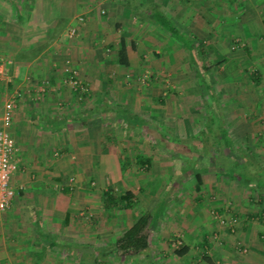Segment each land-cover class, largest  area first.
Wrapping results in <instances>:
<instances>
[{"label":"crops","instance_id":"1","mask_svg":"<svg viewBox=\"0 0 264 264\" xmlns=\"http://www.w3.org/2000/svg\"><path fill=\"white\" fill-rule=\"evenodd\" d=\"M7 1L9 8L1 7L0 10V108L3 100L15 91L9 130L18 148L19 166L10 178L13 198L0 219V264H264V154H261V161L249 152L252 146L246 145L247 152L239 149L241 153L232 158L231 164L242 163L246 166L244 170L251 165L255 170H261L262 178L250 176L254 180H246L241 177V172L231 173L227 167H217L213 162L210 145L217 146L228 159L239 148L238 143L225 134L227 138L220 143L201 142L206 139L205 134L199 133L207 126V113H216L218 118L219 111L214 105L223 103L218 101L217 91H205V98L199 93L195 97L188 90L187 94L183 92L187 97L180 91L176 97L167 92L149 93L136 89L117 92L115 97L119 103L125 107L131 105L128 113L145 115L147 113H139L138 108L143 109L142 106L151 103L158 115L164 111L169 120L168 127L174 130L178 128L170 112L174 104L185 105L187 112L199 105L204 117L201 123L191 117L188 126L187 115L184 117L183 128L189 132L184 134L188 140L183 143L190 146L192 150L188 152L196 156L193 160L188 158V171L176 175L163 191L145 197L142 206L129 209L121 191L119 196L109 198L107 195L111 184L125 177L116 143L106 138L105 132L111 135L110 127L95 117L101 112L104 117L108 114L107 110L103 111V107L109 108L108 102L100 99L106 100L108 91L94 88L80 94L63 83L68 77V71H63L66 62L82 81L88 82L91 78L87 66H92L95 60L87 42L91 43L88 39L93 34L106 37L114 32L119 35L116 43L118 46L122 38L127 63H134L138 53L144 55L149 50L151 56H158L161 51L169 62L176 63L183 47L188 60L193 61L195 55L190 53L194 48L193 37L203 40L207 35H221L225 28L222 17L227 10L224 5L227 6L230 0H215L214 7L218 10L215 15L219 18L216 21L210 22L203 13L192 16L193 11H185L184 24L189 33L182 29L178 31L189 41L186 45L169 34L154 17L155 12H160L176 28L177 22L166 5L168 0ZM177 1L189 7L197 0ZM232 1L233 14L248 2ZM63 6L65 10L61 8ZM77 14L83 16V21L77 24L76 39L59 43L54 34L66 31ZM235 26L238 24L232 20L229 27L235 31ZM221 43L218 38L210 39L197 50L200 56L202 49L227 50ZM248 46L234 50L235 56L224 53L229 56L233 73H237L232 77L239 78L242 71L239 66L244 65V61L248 63L252 72L243 80L247 82L264 75V66H261L264 64V46L253 43ZM32 49L37 51L31 54ZM101 59L107 61L105 56ZM202 80L198 74L196 81L201 83ZM209 96L214 101H208ZM183 99L186 101L182 102ZM167 100L170 111L167 107H156L155 103L167 104ZM85 102L88 106L81 105ZM97 103L102 107L99 105V110L93 111ZM219 121L220 126L224 124L222 118ZM244 126V123L239 125L242 138L252 139L254 129ZM96 127L102 137H98ZM260 142L264 144V139ZM201 145L206 148L197 147ZM120 151L126 159L127 152ZM84 161L96 163L93 168L91 164L88 166L87 177L85 172H77L78 163ZM66 176L68 180L72 176L73 180L68 181ZM214 177L225 179L219 190L230 199V212L219 198L207 200L212 189L217 188L213 187ZM127 189L132 193L128 187L121 190ZM251 192L262 198H250ZM125 213L127 216L124 217ZM143 213L150 215L146 248L119 255L115 250V239ZM228 215L233 222L226 218ZM219 216L224 218L223 223H218ZM174 240L180 243L173 247ZM241 247H245L244 250Z\"/></svg>","mask_w":264,"mask_h":264},{"label":"rangeland","instance_id":"2","mask_svg":"<svg viewBox=\"0 0 264 264\" xmlns=\"http://www.w3.org/2000/svg\"><path fill=\"white\" fill-rule=\"evenodd\" d=\"M59 3L60 2L54 4L56 6ZM191 3L192 4L187 7L188 5L186 6V4H182V2H178L177 0L167 1L166 5L169 7V14L171 17L175 18L177 29L186 30L185 33H189L187 31V24H184L183 18L186 10L193 11L192 16L203 13L209 18L210 22L212 20H219L215 15V12H218L214 7L216 5L215 0H197L192 1ZM232 3L233 1L230 0V3H228L227 6L226 4L224 5V8H227V10L224 11L225 16L222 17V23L225 28L221 35H207L203 40H196L193 37L194 48H192V51L190 52L195 55L193 61L188 60L186 55L187 52L183 47V50L179 51L181 58H179L176 63L173 61L169 62L161 51L160 55L151 56L148 54L150 53L149 50L148 53L145 52L144 55L138 53L136 56L138 59H136L134 63L128 62L122 64L118 62L117 58L116 42L119 35L114 32L108 33L106 37H99L96 34H93L88 39L91 43L87 42V47L89 48L90 53L94 55L92 59L95 60V63L93 62L92 66H87L91 78L87 80L88 82L83 81L87 87L84 92L94 88L97 90L106 88V91H108L106 100L103 99V97L100 98L102 102H108L109 108L106 109L103 107V111L107 110L108 114L104 117L102 116L103 112H101V114L97 113L95 117L97 121L101 118V122H106L109 125V129L111 130L109 133H111V135L108 136V132H105L106 138L109 140L112 139L116 143L115 147L117 148V153L120 158L119 163L124 171L123 176L125 177H123L120 182H113L111 184V189L114 191L112 195L119 196L120 191L122 193L124 191L121 189H124V187L130 188L132 190V196L128 200L129 202H126L129 209H135L142 206L146 202V198H150V196L157 191H163L162 189L166 188L176 175L178 176L180 173L188 171V166L190 165L188 158L192 157L191 159L193 160L196 156L195 154H192L193 152L189 153L192 149H189L190 146L183 143V141L188 140L185 138L186 135L184 134L189 132V130L183 128L184 117L187 115L189 120L187 126L190 121H192L191 117L192 119L194 118L197 123H201L204 117L203 110H201L199 105L197 107H192L191 110L189 109L190 112H187V109L185 111V105L180 106L181 104H174L170 111L168 100L167 104L160 103V105L159 103H155L156 107L161 106L163 109L166 107L169 108L167 111L172 113V121L178 126V128L174 130L173 128L171 129L168 127L167 123H169V120L164 111L162 114L158 115V112L154 110L151 103L146 107L142 106L141 108L143 109L138 108V112L141 114L144 112L147 113L145 115L142 114V116H140V114L128 113L131 105L125 107V105L119 103L118 98L115 97L117 96V92L121 90L136 89L148 91L149 93H155L156 91H159L160 93L167 92V94L172 97H176L179 91L187 94L186 90H188L192 91L195 97L200 95L204 98L206 96L204 95L205 91H217L218 101L223 103L221 104L219 102V106L216 107L214 105V109L216 110L217 108V111H219L218 118L216 113H212L211 115L207 113V126L203 128L204 131L199 133L201 135L205 134L206 139H202L201 142L211 144L214 141V143H220L227 138L225 137V135H227L233 140V142L235 141L236 144L238 143L239 148L236 146L237 151L234 152L233 156L230 154L231 156L228 159L226 155L219 152L220 150H218L217 146L210 145L209 148L213 154H211L212 160L217 167H227L228 170H231V173L241 172V177L244 179L254 180V178L257 177L262 178V171L255 170L253 165L249 166V169L244 170L246 167L244 164H231V162L234 156L236 158L237 154L239 155L241 153L240 150L247 152L248 149L246 145L252 146V150L250 151L249 149V152L254 156L256 155V157H259L262 161L261 154L262 156L264 154V144L260 141L264 139V75L258 77V74L252 73V75H256L258 78H254V80L251 79L249 82L243 81L248 77V73L252 72L251 67H249L248 63L244 61V65L241 64L239 66V68H242V71L239 72L241 76L239 78H236V76L232 77L237 73H233V65L232 63H229L228 59L229 56L234 55V52L237 53L234 51L237 48L243 49L249 47L248 45L251 43L260 47L264 46V0H248V2H245L244 8L239 9L235 14L231 11L233 8ZM1 7H5V9L9 8L8 1L0 0V10ZM61 8L65 10L64 6ZM102 12H104L103 9ZM232 16L234 17L232 18ZM232 20L238 24V26H235L237 27L235 31H233V28L231 29L229 27ZM180 21H183L182 25L179 24ZM211 24L213 25L214 23L212 22ZM61 32L62 31H60L58 35L54 34V36L56 35V38L54 39L59 43L72 42L76 36V33L69 37L67 36L66 31H63L62 34ZM214 38H218L219 43L222 40L221 44H223L225 47L224 49L227 50L214 51L212 49H202L200 56V53L197 50L199 49V46L204 47L210 39ZM79 40H82V38H79ZM136 53L137 52H135V54ZM224 53H228L229 56ZM222 55L224 56L223 58ZM103 56L107 58V61L101 59ZM82 59L83 58H81V60ZM261 66L263 67L264 64ZM69 67V63L66 62L63 66V71L64 69H72ZM198 74L200 77H203L201 83L196 81ZM63 75L64 74H62V76ZM140 76H143L146 79L151 77V79L149 78L150 80L142 81L139 78ZM63 83H65L64 85L69 90L73 91V89L70 88L68 81H64ZM41 86L42 84H40V87ZM44 86L43 89H45ZM12 93H15V91H12L11 94ZM185 93H183V96L187 97ZM197 93H199V95ZM167 94L164 95L168 97ZM211 98L209 96L208 101H214V99ZM100 99H98L97 102ZM173 99L177 102L176 98ZM101 101L99 102L101 103ZM185 101L186 100L183 99L182 102ZM100 103H97L96 109L92 110L98 111V106L100 105L102 107ZM81 105L88 106V103L85 102ZM136 105L140 104L136 103ZM209 110L210 109H207V111ZM221 118L223 119L224 124L220 126L219 119ZM250 122L252 124H250ZM243 123L245 125L244 127L249 128L250 126L252 130L254 129L253 133L255 135L253 138L255 139L252 138V140L250 137L246 139V136L245 139L242 138V128H240L239 125ZM247 123L249 124L246 125ZM97 130L98 137H102L101 132L99 133L98 127H96V132ZM182 134L183 136H181ZM175 135H177V137ZM178 135H180V137H178ZM175 137L178 139L175 140ZM120 141H122L123 144ZM203 146L204 145L197 147L203 149L204 147L206 148V146ZM120 150L127 152L128 156H126V159L120 155ZM259 158H257L258 161H260ZM90 164L86 161L78 163L79 170L77 172H85L84 175L87 177L88 174H86V171L89 169L88 166L93 168L96 163L91 161ZM250 176H253L254 178H250ZM72 180L73 177L68 181ZM93 180L94 178L92 181ZM224 180L223 177H218L213 180V187H217L218 189L213 188L211 193L207 196V200H216L219 198L220 202L222 201L225 205L224 207H226V211L230 212L232 210V206H229L231 205V202H229L230 199L226 194H221V191L219 190L220 184ZM87 185L90 186L89 184ZM189 194H192V192ZM259 196L261 197V195L253 194V192L249 194V197H255L254 199H258ZM153 199L151 198L150 201ZM190 199L191 198H189V200ZM123 216L125 217L127 214L125 213ZM226 218L231 220V218L229 219V215ZM123 221H125L124 218ZM218 223H220V221ZM179 243L180 242L175 241L172 245L174 247ZM237 244L239 246V243Z\"/></svg>","mask_w":264,"mask_h":264},{"label":"built area","instance_id":"3","mask_svg":"<svg viewBox=\"0 0 264 264\" xmlns=\"http://www.w3.org/2000/svg\"><path fill=\"white\" fill-rule=\"evenodd\" d=\"M102 11V9L100 10ZM74 21L68 25L66 29L67 36L71 37L76 33L77 24L83 21V16L77 14L74 17ZM68 71V79L70 88L74 91H85L87 89L85 83L77 77L73 69H65ZM146 76V75H145ZM142 81L148 79L143 76L139 77ZM149 79V80H150ZM15 93H12L7 99H5L0 108V214L8 208L14 195V189L10 182L12 173L19 166L18 148L15 143L14 137L9 130L11 124V117L13 113V107L15 105ZM72 177H69L71 180ZM220 223L224 222L223 217H218ZM230 222H233L232 219ZM244 250L245 247H241Z\"/></svg>","mask_w":264,"mask_h":264},{"label":"trees","instance_id":"4","mask_svg":"<svg viewBox=\"0 0 264 264\" xmlns=\"http://www.w3.org/2000/svg\"><path fill=\"white\" fill-rule=\"evenodd\" d=\"M154 17L158 21V23L168 30L169 34H171L173 37L176 39L180 40L183 44H189V41L186 39V37L179 33L177 27L175 28L172 25L171 20H169L165 15L161 14L160 12H155ZM37 50L32 49L31 54H34ZM117 56H118V62L122 64L127 63V58H126V53H125V48H124V43L122 41V38H120L117 46ZM78 93H83L77 91ZM249 180V179H246ZM259 179V185L262 186V183ZM113 190L110 189L107 192V195L109 198H112ZM132 196V193L130 190H125L121 197H123L126 201H128ZM149 217L150 215L147 213L139 214L136 216L132 223L123 229L121 234L115 239L114 241V246L116 252L120 254H132V253H137L144 248H146L148 244V223H149Z\"/></svg>","mask_w":264,"mask_h":264},{"label":"bare ground","instance_id":"5","mask_svg":"<svg viewBox=\"0 0 264 264\" xmlns=\"http://www.w3.org/2000/svg\"><path fill=\"white\" fill-rule=\"evenodd\" d=\"M14 140H15V139H14ZM10 203H11V202H10ZM9 206H10V205H9ZM9 206H8V207H9ZM7 209H8V208H7ZM7 209H6V210H7ZM4 211H5V210H4ZM4 211H3L2 213H4ZM2 213L0 214V219H1V215H2Z\"/></svg>","mask_w":264,"mask_h":264}]
</instances>
